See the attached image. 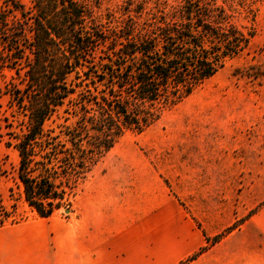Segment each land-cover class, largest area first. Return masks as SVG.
<instances>
[{
    "label": "trees",
    "instance_id": "1",
    "mask_svg": "<svg viewBox=\"0 0 264 264\" xmlns=\"http://www.w3.org/2000/svg\"><path fill=\"white\" fill-rule=\"evenodd\" d=\"M1 1L0 77L10 80L0 95L11 111L0 138L18 152L22 199L44 219L72 205L127 132L155 125L254 36L227 0H135L105 23L92 0Z\"/></svg>",
    "mask_w": 264,
    "mask_h": 264
},
{
    "label": "rangeland",
    "instance_id": "2",
    "mask_svg": "<svg viewBox=\"0 0 264 264\" xmlns=\"http://www.w3.org/2000/svg\"><path fill=\"white\" fill-rule=\"evenodd\" d=\"M21 1L31 6L30 0ZM133 1L92 0V5L105 23L127 17L124 10ZM145 1L152 7L157 0ZM226 6L234 24L254 35L247 50L155 125L127 132L71 197L69 208L44 219L28 207L17 180L18 152L0 138V264H31L32 252L27 257L18 243L21 235L32 236V227L23 234L17 226L33 222L38 231L49 221L66 219L106 172L159 181L154 194L168 196L163 208L168 227L178 223L177 208L204 234V223L212 226L216 233L178 264L198 259L200 264H264V0H227ZM9 80L0 77L3 92ZM10 106L9 95L1 94L0 119L10 116Z\"/></svg>",
    "mask_w": 264,
    "mask_h": 264
},
{
    "label": "crops",
    "instance_id": "3",
    "mask_svg": "<svg viewBox=\"0 0 264 264\" xmlns=\"http://www.w3.org/2000/svg\"><path fill=\"white\" fill-rule=\"evenodd\" d=\"M143 181L134 173H102L98 188H87L66 219L49 221L38 231L33 222L18 225L23 234L32 227V236L21 235L19 248L27 257L32 252L31 264H178L216 232L204 223V234L172 201L178 223L168 227L163 209L168 196L154 194L159 181ZM149 199L153 202L147 203Z\"/></svg>",
    "mask_w": 264,
    "mask_h": 264
}]
</instances>
